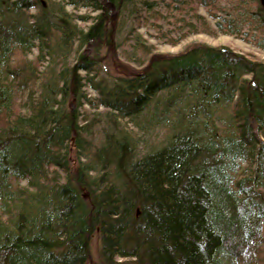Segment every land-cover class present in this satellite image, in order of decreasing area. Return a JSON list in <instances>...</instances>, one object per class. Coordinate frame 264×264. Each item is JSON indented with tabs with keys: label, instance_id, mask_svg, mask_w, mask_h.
I'll list each match as a JSON object with an SVG mask.
<instances>
[{
	"label": "trees",
	"instance_id": "obj_1",
	"mask_svg": "<svg viewBox=\"0 0 264 264\" xmlns=\"http://www.w3.org/2000/svg\"><path fill=\"white\" fill-rule=\"evenodd\" d=\"M104 1L134 17L176 2L66 0L100 11L72 17L55 0H0V264H87L96 233L97 264H259L264 62L192 42L177 52L146 49L140 68L108 76L101 59L126 65L115 52L120 23L101 12ZM248 1V10L213 12L212 24L197 17L264 50V0ZM89 17L86 28L75 20ZM16 50H35L47 68L26 58L10 64ZM99 107L106 123L95 144ZM141 114L163 136L139 154L120 120ZM19 178L27 184L13 185Z\"/></svg>",
	"mask_w": 264,
	"mask_h": 264
},
{
	"label": "rangeland",
	"instance_id": "obj_2",
	"mask_svg": "<svg viewBox=\"0 0 264 264\" xmlns=\"http://www.w3.org/2000/svg\"><path fill=\"white\" fill-rule=\"evenodd\" d=\"M169 2V0H166ZM55 2L63 3L64 9L72 14V17L78 14H84L94 16L100 11H92L87 7L75 8L66 5V0H55ZM137 3L138 0H134L133 3ZM104 10L102 13H109L111 19L119 22L118 28L115 34V52L116 57L125 63L123 68L117 66L115 61L104 59L100 60L101 72L104 73L107 70L108 76H114L115 74H126L132 72V69L140 68L141 62L147 58L145 50L150 52H177L181 50L185 45L192 42H203L214 46H227L232 50L244 53L250 58L262 60L264 62V50L256 47L250 41H248L247 35L244 34H228L221 31H217L212 25L211 31L206 29L202 25L201 19L197 15H202L212 24L214 17L211 15L213 12L216 14H223L230 11L231 13L241 12V10H248L252 8L251 3L248 0H212L210 5H205L197 0H176V2H170L169 6L159 4L151 11L140 10L137 11L134 17L131 10L125 9L120 12L110 1H104ZM237 10V11H236ZM28 12H34L33 9ZM229 14V15H230ZM89 17L86 21H81L75 18L77 24L83 28H86L91 24L93 18ZM205 28V29H204ZM245 30V27L243 28ZM94 44H88L83 46L81 52L90 53ZM61 56V55H60ZM56 57V56H54ZM57 64L51 62L56 69H58L59 56H57ZM26 59H33V66H37L38 70L44 71L46 61L42 64H37L35 61V50L32 52L22 53L15 51L12 58V65L19 64ZM61 59H63L61 57ZM73 54L67 57V61L72 62L74 60ZM80 74H85L84 71H80ZM26 99V92L17 93L14 99V110H23V102ZM93 116L99 118L96 127L93 130L95 144L101 135L102 128L106 123L105 109L99 107L93 109ZM146 115H139L133 119H122L121 124L127 128L136 139V151L139 154L144 153L151 147L157 145L163 136V128L160 124L148 123ZM60 181L63 179V172L58 170L55 173ZM12 184L15 186H25L27 184L26 179H12ZM99 252V238L98 233L94 234L91 238L90 256L87 264H97ZM264 254V253H263ZM97 262V263H96ZM234 264H241L235 262ZM259 264H264L263 259Z\"/></svg>",
	"mask_w": 264,
	"mask_h": 264
}]
</instances>
